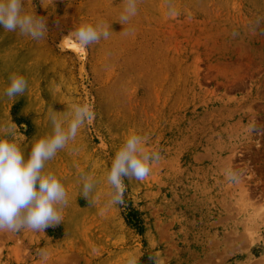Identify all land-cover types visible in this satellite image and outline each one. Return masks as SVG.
I'll use <instances>...</instances> for the list:
<instances>
[{
  "label": "rangeland",
  "instance_id": "obj_1",
  "mask_svg": "<svg viewBox=\"0 0 264 264\" xmlns=\"http://www.w3.org/2000/svg\"><path fill=\"white\" fill-rule=\"evenodd\" d=\"M22 4L46 32L0 26V124L17 125L27 157L52 111L87 105L93 119L45 162L67 192L62 222L0 232V264H264V0H137L124 25L125 0ZM81 19L109 38L79 48ZM12 72L27 81L14 102ZM129 133L159 160L113 203L110 160Z\"/></svg>",
  "mask_w": 264,
  "mask_h": 264
},
{
  "label": "clouds",
  "instance_id": "obj_2",
  "mask_svg": "<svg viewBox=\"0 0 264 264\" xmlns=\"http://www.w3.org/2000/svg\"><path fill=\"white\" fill-rule=\"evenodd\" d=\"M136 12L137 0H125L118 21L127 24ZM0 26L8 32L19 29L22 35L34 40L42 39L46 32L44 18L26 13L22 0H0ZM109 28L103 21L93 26L81 19L70 38L79 48L86 49L101 39L107 40ZM8 80L10 83L4 94L14 102L15 97L24 94L27 81L15 72L9 74ZM49 119L51 134L40 138L33 136L27 157L15 140L17 125L0 124V232L16 233L24 228L44 232L47 227L63 220L57 206H67V192L57 175L46 170L45 162L54 158L69 141L75 140L81 126L93 119V113L87 105H74L64 120L58 119L55 111L50 113ZM144 143L146 138L129 133L115 150L107 174V181L115 191L113 203L123 202L124 178L143 181L150 173V163L159 160L158 153L146 152L142 146ZM80 172L83 181L81 195L88 201L94 184L82 169ZM140 257L130 252L126 264H139Z\"/></svg>",
  "mask_w": 264,
  "mask_h": 264
},
{
  "label": "snow or ice",
  "instance_id": "obj_3",
  "mask_svg": "<svg viewBox=\"0 0 264 264\" xmlns=\"http://www.w3.org/2000/svg\"><path fill=\"white\" fill-rule=\"evenodd\" d=\"M65 43H66V45H71L72 44L71 41H66ZM72 46H74V45H72Z\"/></svg>",
  "mask_w": 264,
  "mask_h": 264
}]
</instances>
